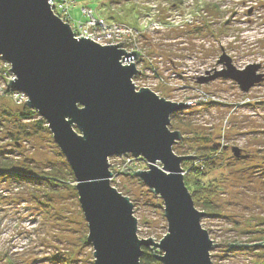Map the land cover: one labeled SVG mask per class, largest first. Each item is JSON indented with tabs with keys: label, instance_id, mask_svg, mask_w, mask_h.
<instances>
[{
	"label": "rangeland",
	"instance_id": "1",
	"mask_svg": "<svg viewBox=\"0 0 264 264\" xmlns=\"http://www.w3.org/2000/svg\"><path fill=\"white\" fill-rule=\"evenodd\" d=\"M84 6L97 8L111 22L144 27L159 19L164 24L143 29L140 65L146 73L135 80L137 90L151 88L180 102L193 97L194 88L216 96L215 102L172 116L175 130L184 135L174 151L194 155L199 149L204 154L206 147L220 148L210 154L215 168L205 180L217 187L210 197L214 211L204 209L201 220L214 243L212 263L264 264V247L254 244L264 242V81L248 92L231 79L198 82L221 68L224 50L235 67L260 63L264 72V0H78L70 6L77 23L84 18ZM10 68L0 57V166L12 164L15 171L29 167L40 177L56 174L60 180L52 188L43 180L0 177V264H96L75 175L73 179L53 133L39 128V114L30 119L11 114L26 105L11 97ZM233 147L246 156L236 157ZM109 160L112 185L134 203L139 238L160 241L169 228L164 201L134 173L123 172L148 170V161L132 154ZM237 241L254 245H229Z\"/></svg>",
	"mask_w": 264,
	"mask_h": 264
},
{
	"label": "water",
	"instance_id": "2",
	"mask_svg": "<svg viewBox=\"0 0 264 264\" xmlns=\"http://www.w3.org/2000/svg\"><path fill=\"white\" fill-rule=\"evenodd\" d=\"M125 42L103 46L77 38L50 0H0V57L17 77L9 87L27 94L26 106L47 121L70 164L96 264H141L145 247L160 249L155 256L163 264H213L214 243L201 222L206 212L196 207L182 166L197 156L174 151L184 135L170 128L172 115L189 105L151 88L137 90L133 78L142 71L124 60L142 54L124 50ZM220 57L222 69L208 71L199 83L231 79L248 92L264 81L260 63L240 69L225 50ZM232 151L242 156L241 148ZM130 154L149 168L123 172L134 173L165 204L169 228L158 242L139 238L134 203L111 182L109 158ZM237 242L229 245L264 247Z\"/></svg>",
	"mask_w": 264,
	"mask_h": 264
},
{
	"label": "built area",
	"instance_id": "3",
	"mask_svg": "<svg viewBox=\"0 0 264 264\" xmlns=\"http://www.w3.org/2000/svg\"><path fill=\"white\" fill-rule=\"evenodd\" d=\"M77 1L78 0H50V3L55 12L58 13L59 16L64 19V21L71 24L72 30H74L75 36L77 38H80L81 35H85L86 38H90L91 40H94L95 42L103 46L114 45L126 39V42L124 43L125 50H128L130 52L138 50L142 54L143 48L140 43L143 36L144 27L147 28V26H149L154 30H158L160 28L162 29L164 27V24L161 23L159 19H152L150 22H146L144 27H142V24L133 26L127 22H120L115 20L114 22H111L101 17V15L98 14L95 8L86 6L82 7L84 18H82V20L77 23L76 21H74L71 15L70 7L72 3ZM184 23L187 25L192 23V14H190V16L185 19ZM141 57H143V55H140L139 57H137V59H130L126 61L124 60V64L135 62L137 68L142 71L141 74H138L133 78V82L135 84V80L139 77V75H145L146 73V71H144L143 67L140 65V63L143 61V58ZM7 64L10 65L8 62ZM220 69H222V66ZM9 72L11 76L10 79L15 80L17 77L11 72V70ZM160 79L164 81V78L161 76H159V80ZM10 91L11 97L17 104L19 103L26 105V100H28L29 97H27V94L25 92L19 90L17 91L16 89H13L11 87ZM194 91L195 92L193 97L189 98L188 100H184V102L189 105V108L203 106L208 102H215L218 100L216 96H213L205 90L203 91L198 90V88H194Z\"/></svg>",
	"mask_w": 264,
	"mask_h": 264
},
{
	"label": "trees",
	"instance_id": "4",
	"mask_svg": "<svg viewBox=\"0 0 264 264\" xmlns=\"http://www.w3.org/2000/svg\"><path fill=\"white\" fill-rule=\"evenodd\" d=\"M57 15H59V14L57 13ZM109 18H110V20H113L115 17L109 16ZM119 21L123 22L121 20H119ZM124 22H126V21H124ZM130 25H132V24H130ZM133 26H136V25H133ZM11 114L30 119L33 117V115H38L39 113L37 112V110H35L33 108H28L27 106H24L23 110L17 111L16 114H13V113H11ZM175 116L176 115L173 116V119ZM171 122L172 123L170 125V128L173 131L176 129V127H175L174 121H171ZM182 124H185V122H183ZM37 125L39 126V128L45 129V127H46V129H48L47 121L43 118H41L38 121ZM175 144H178V143H175ZM223 147H221V148H223ZM209 149H210L209 147H206L204 149V154H201V152H202L201 149H199V151L196 150L194 155H192L195 157L197 156L196 159L185 160V162H183V164H182V166L185 170L186 185L192 193L193 200H195L196 207L198 208L200 206H203L204 207L203 211H204V209H206L205 211H207L208 213L210 211H214L213 205L210 201L211 200L210 197L213 195V193L216 192L215 189L217 187L212 186L210 183H207L205 180L207 179L206 177H207L208 173L215 168V166H212L213 156H210V154L211 155L215 154V151H217V149H220V148L216 149V147H214L213 149L211 148L212 150H209ZM196 153H198V154H196ZM185 155H187V154H185ZM188 155H190V154H188ZM11 165L12 164L2 163V165L0 166V177L8 178V179L12 178V179L16 180L17 182H21L22 180H32V179L33 180H43V181H45L46 184H48L52 188H54L55 185H57V181L60 180L59 176H57L56 174H54V176H52V177H48L47 174H49V173H47V174L45 173V176L40 177V176L34 174V171L30 170L29 167L28 168H21V170L15 171ZM70 173L72 175L74 174L71 171V169H70ZM73 179H74V175H73ZM63 183H65V182H63ZM156 263H159V260L157 259V256H155L153 249L151 247L143 248V254L141 256V264H156Z\"/></svg>",
	"mask_w": 264,
	"mask_h": 264
},
{
	"label": "flooded vegetation",
	"instance_id": "5",
	"mask_svg": "<svg viewBox=\"0 0 264 264\" xmlns=\"http://www.w3.org/2000/svg\"><path fill=\"white\" fill-rule=\"evenodd\" d=\"M241 154H242V156H246L245 151L243 153H241Z\"/></svg>",
	"mask_w": 264,
	"mask_h": 264
}]
</instances>
